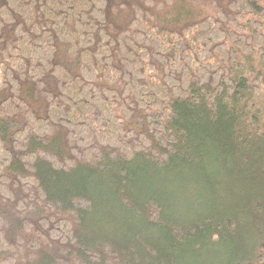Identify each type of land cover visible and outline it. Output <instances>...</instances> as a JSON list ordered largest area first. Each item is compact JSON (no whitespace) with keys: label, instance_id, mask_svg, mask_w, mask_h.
I'll return each instance as SVG.
<instances>
[{"label":"trees","instance_id":"trees-1","mask_svg":"<svg viewBox=\"0 0 264 264\" xmlns=\"http://www.w3.org/2000/svg\"><path fill=\"white\" fill-rule=\"evenodd\" d=\"M0 264H264V0H0Z\"/></svg>","mask_w":264,"mask_h":264}]
</instances>
